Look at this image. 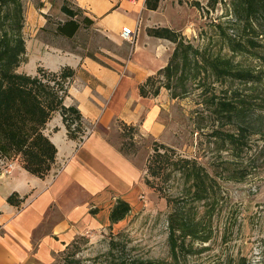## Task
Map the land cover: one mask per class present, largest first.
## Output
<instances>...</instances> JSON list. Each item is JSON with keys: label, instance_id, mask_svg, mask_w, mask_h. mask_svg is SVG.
I'll return each mask as SVG.
<instances>
[{"label": "rangeland", "instance_id": "rangeland-1", "mask_svg": "<svg viewBox=\"0 0 264 264\" xmlns=\"http://www.w3.org/2000/svg\"><path fill=\"white\" fill-rule=\"evenodd\" d=\"M20 2L23 8L21 31L29 46L30 61L24 57L17 72L35 74L39 67L34 64L39 61L36 59L39 43H46L48 51H71L94 58L105 66L113 60L110 54H120L113 40L92 25L81 23L82 17H87L83 14L77 17L80 25L74 37L65 39L56 35V25L67 20L59 11L61 1ZM231 3L232 0H160L148 18L150 28L139 23L138 34L140 30L146 33L147 29H172L199 53L227 61L236 70L262 73L264 80V48L259 58L250 53H232L228 49L225 38L242 34L241 26L233 20ZM69 7L75 8L73 4ZM261 40L264 44V38ZM167 42L164 59L168 62L175 44ZM131 44L129 42L126 52L122 48L123 56L129 54ZM164 84L167 81L163 76H155L153 86ZM168 85L169 90L160 89L165 99L162 113L165 133L157 144L166 145L183 158L196 160L221 188L219 205L199 204L197 208L199 216L207 217L209 240L203 244L194 242L192 255L178 264H264V82L254 95L261 98L259 102L254 101V129L247 134V147L240 150L214 141L213 132L233 134L238 127L227 123L224 114L213 113L212 105L244 99L253 92V87H244L236 81H220L204 69H199L198 73L191 67L181 78L172 77ZM115 130L118 132L113 129L109 140L123 147L126 157L142 169L143 178L154 140L138 133L132 147L128 148L129 141L121 137L117 124ZM13 161L5 163L0 174L11 170L9 166ZM182 187L183 183L175 180L170 185L169 195L178 196ZM143 188L146 193L138 197L136 209L117 227L111 225L78 236L55 256L52 264H177L172 261L167 246L169 207L153 189L144 184ZM115 244L117 250H112L111 254L121 259L111 263L110 250Z\"/></svg>", "mask_w": 264, "mask_h": 264}, {"label": "crops", "instance_id": "crops-1", "mask_svg": "<svg viewBox=\"0 0 264 264\" xmlns=\"http://www.w3.org/2000/svg\"><path fill=\"white\" fill-rule=\"evenodd\" d=\"M68 2L82 10L96 31L113 40L120 54H110L113 60L105 66L71 51H48L46 43H39V61L34 64L50 72L65 67L74 71L63 103L77 107L88 133L82 141L68 139L62 118L55 112L43 130L57 148L49 174L37 178L18 160L9 173L0 174V264H52L78 236L111 226L108 216L117 199L129 204L130 212L136 209L138 197L146 193L142 169L121 154L109 136L117 130V121L136 127L141 136L156 142L165 133L163 92L141 98L139 86L166 66L168 42L140 30L129 54L122 53L129 45L120 38L123 27L136 29L138 21L149 27L148 18L154 12L146 10V0ZM25 46L24 57L29 60L26 42ZM14 193L23 202L13 207L6 200Z\"/></svg>", "mask_w": 264, "mask_h": 264}, {"label": "trees", "instance_id": "trees-1", "mask_svg": "<svg viewBox=\"0 0 264 264\" xmlns=\"http://www.w3.org/2000/svg\"><path fill=\"white\" fill-rule=\"evenodd\" d=\"M20 1L0 0V173L5 163L18 160L27 173L43 179L54 166L57 154V148L43 133L46 124L58 112L68 139L78 140L84 134L83 117L76 106L66 107L63 103L68 97V83L74 76L70 67L50 72L39 66L34 75L17 72L26 53L21 31L23 8ZM159 1L146 0V10L154 12ZM69 4L68 0L61 4L59 11L67 20L54 28L55 34L65 39L76 35L80 25L77 17L83 14L82 10L71 8ZM231 9L233 20L241 26L242 34L225 38L229 51L261 57L264 48L261 43L264 38V0H232ZM81 23L92 25L88 17H82ZM146 34L154 39L172 42L175 46L166 66L139 86V96L156 97L161 88L169 90L168 82L172 77L181 78L190 67L198 73L199 69H204L220 81H236L244 87L249 85L253 87L249 97L239 101L235 98L232 103L217 102L212 105L213 113L221 116L224 114L227 123L237 124L238 127L233 134L213 132L211 136L214 141L239 150L246 148L247 134L254 129V101L259 102L261 99L254 95L264 82L263 74L236 70L227 61L211 59L199 53L191 44L184 43L172 29H147ZM159 75L166 79L167 84L155 87L153 82L155 76ZM116 124L121 137L129 141L127 147H132L133 139L139 133L137 128L120 121ZM152 144V154L145 163L143 184L164 198L169 207L166 215L167 246L172 261L178 264L192 255L194 242L203 244L209 240L207 217L199 216L197 208L199 204L209 207L219 205L221 188L196 160L183 158L164 144L155 141ZM118 149L126 157L123 147L118 146ZM175 180L183 183V191L171 197L169 189ZM6 202L14 207L19 206L23 199L14 193ZM114 205L108 216L111 225L124 220L130 212L129 204L121 199H117ZM90 212L96 213V210ZM115 249L116 244L110 250L111 256ZM115 257L112 256L111 263L121 259Z\"/></svg>", "mask_w": 264, "mask_h": 264}, {"label": "built area", "instance_id": "built-area-1", "mask_svg": "<svg viewBox=\"0 0 264 264\" xmlns=\"http://www.w3.org/2000/svg\"><path fill=\"white\" fill-rule=\"evenodd\" d=\"M138 30H139V21L136 25V29L130 28V27H123L120 33V38L124 41V42H130V43H134V39L136 38L137 34H138ZM88 131H84L83 136L80 137L81 141L85 139L86 135H87ZM10 168L12 166H9ZM7 173H9V170H6Z\"/></svg>", "mask_w": 264, "mask_h": 264}]
</instances>
